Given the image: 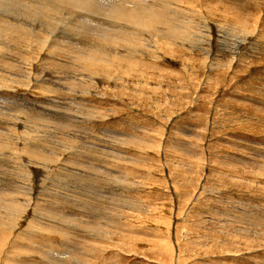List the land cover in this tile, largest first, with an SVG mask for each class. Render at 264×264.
Masks as SVG:
<instances>
[{"label": "rangeland", "instance_id": "374dc122", "mask_svg": "<svg viewBox=\"0 0 264 264\" xmlns=\"http://www.w3.org/2000/svg\"><path fill=\"white\" fill-rule=\"evenodd\" d=\"M5 1V264H264V0Z\"/></svg>", "mask_w": 264, "mask_h": 264}, {"label": "bare ground", "instance_id": "6f19581e", "mask_svg": "<svg viewBox=\"0 0 264 264\" xmlns=\"http://www.w3.org/2000/svg\"><path fill=\"white\" fill-rule=\"evenodd\" d=\"M2 2L1 3H3V0H1ZM5 1V0H4ZM19 3H15L16 5H18V7H21V8H23V4L24 3H26V4H28V2H29V0H17ZM25 1H27V2H25ZM56 1H59V2H63L62 0H40L38 3H36L34 6L32 5V7H34L35 8V13L37 14L39 11L41 12V11H44V12H47V13H51V12H54V11H52V10H54L53 9V4H52V6L50 5V3H48V2H55L56 3ZM93 1V0H92ZM130 1V0H129ZM134 1V0H133ZM6 2V1H5ZM15 2V1H14ZM24 2V3H23ZM32 2V1H31ZM66 2V4L68 5V6H70V7H72V8H74V9H77V10H79L84 16H86V15H93V13H94V15L96 14V15H98V14H100L101 13V10L103 11V9H101L100 11H98V8H97V6H100V5H97V3H90L89 2V0H66L65 1ZM160 2V1H159ZM7 4H9L8 2H6ZM6 3H4V5L6 4ZM23 3V4H22ZM124 3V2H123ZM122 3V4H123ZM135 3H137V2H135ZM13 4V6H16L14 3H11V4H9V5H12ZM34 4V3H33ZM57 4V3H56ZM61 4V3H60ZM120 5V6H118L117 5V7L116 8H112V6H111V10L109 11V9L108 10H106V11H103V13L105 14L106 13V15L105 16H107V17H109L110 19H111V21H123L124 23H126V24H128V23H133V24H141L144 28H150V26H155V24H157L156 22H160V21H157V19L156 18H154L153 16H155L156 14L154 13V12H152V14H151V12L149 13V14H147V15H142V14H136V11H135V13H131V12H126V10L124 9V8H126V6L123 8V5ZM124 4H126V3H124ZM30 5V4H29ZM160 5V4H159ZM3 6V5H2ZM28 6V5H27ZM27 6H25V7H27ZM114 6H116V4L114 5ZM128 6V5H127ZM131 6V5H130ZM135 6H136V4H135ZM134 6V7H135ZM162 6V5H161ZM66 7V6H65ZM139 7V6H138ZM146 7V6H145ZM33 8V9H34ZM57 8V7H56ZM55 8V9H56ZM129 8V7H128ZM131 9L133 8V7H130ZM129 8V9H130ZM7 9V8H6ZM59 9V8H58ZM134 9V8H133ZM155 9V8H154ZM57 10V9H56ZM14 10H12V11H10V9L7 11V13L8 12H12L11 14L10 13H8V16L7 17H3V18H0V23H3V24H5V25H8L9 26V28H11V30H14V28H16L17 27V25H18V21H16V19L15 20H13L14 19V17H15V15L17 14H15L14 12H13ZM157 11H158V9H157ZM3 12V11H2ZM134 12V11H133ZM148 12V11H147ZM25 13V12H24ZM5 14V13H4ZM9 14H10V16H9ZM26 14H27V12H26ZM25 14V15H26ZM33 14V13H32ZM61 14V13H60ZM59 14V15H60ZM102 14V13H101ZM7 14H5V16H6ZM42 15V14H41ZM103 15V14H102ZM158 15H160V14H158ZM11 16H14V17H12L11 18ZM17 16V15H16ZM20 16H23V15H21V13H20ZM30 16H32V15H30ZM29 16V17H30ZM161 16V15H160ZM27 17V16H26ZM45 17H47V15H45ZM92 17V16H91ZM156 17V16H155ZM162 17V16H161ZM19 18V17H18ZM21 19L23 18V17H20ZM35 18V17H34ZM85 18H87V20H90V22L92 21V18H89V17H85ZM85 18H83V19H85ZM106 18V17H105ZM37 19H38V17H37ZM107 19V18H106ZM19 20V19H18ZM32 20V19H31ZM34 20V19H33ZM109 20V19H108ZM25 21H26V19H25ZM39 21V20H38ZM167 21V20H166ZM19 22H20V20H19ZM16 23H17V25H16ZM31 23H33V21L31 22ZM119 24V23H118ZM164 24V23H163ZM166 24V23H165ZM158 25V24H157ZM160 25H162V22H161V24ZM21 28L22 27H25V25H19ZM132 26V25H131ZM168 25H166V27H167ZM17 28H19V27H17ZM27 28V27H26ZM113 29H118V28H113ZM4 30V29H3ZM150 30V29H149ZM10 31V30H9ZM119 31V30H118ZM123 31L124 32H129V31H131L132 32V34L135 36V34H137V33H135L132 29H130V27H129V24L125 27H123ZM12 32V31H11ZM102 32V31H101ZM119 32H121V31H119ZM15 33H16V31H15ZM19 33V32H18ZM119 34H121V33H119ZM32 36V39H33V37L35 38V36H33V35H31ZM37 36V35H36ZM132 36V35H131ZM136 36H138V35H136ZM5 37H7V36H5ZM40 37V36H39ZM103 37V36H102ZM105 37V36H104ZM39 39V38H38ZM116 39V38H115ZM118 39V38H117ZM40 40V39H39ZM109 40V39H108ZM127 40V39H126ZM166 40H168V39H166ZM128 41V40H127ZM169 41V40H168ZM119 41H116V43H118ZM168 43V42H167ZM89 58H91V57H89ZM93 58V57H92ZM93 60V59H92ZM91 62V61H90ZM99 66V65H98ZM102 68V67H101ZM18 152V151H17ZM121 155V154H120ZM5 207H7V206H5ZM144 211V210H143ZM135 215V214H134ZM10 217V216H9ZM18 218V217H17ZM140 218V217H139ZM138 219V218H137ZM11 224V223H10ZM17 225V224H16ZM10 227V226H9ZM9 227H6V224H3V220L2 219H0V237H1V235H4L5 236V232H7L8 233V236H11V234L9 233V231H7L8 230V228ZM12 228H16V227H12ZM9 229H11V228H9ZM12 230H14V229H12ZM17 230V229H16ZM166 238V237H165ZM176 238V237H175ZM1 239V238H0ZM4 239V238H3ZM1 239L2 241H0L1 243H0V264H5V262H4V259L2 258V255H4L5 256V251H7L6 249H5V251L3 250L4 249V246H9L10 247V242H6V239ZM16 239V238H15ZM166 240V239H165ZM170 241V240H169ZM168 241V242H169ZM165 242H167V241H165ZM166 244H168V243H166ZM172 248H173V246H172ZM171 252V251H170ZM167 253V252H166ZM174 254V253H173ZM179 255V254H178ZM169 256V255H168ZM174 257H175V255H174ZM173 258V257H172ZM177 258H178V256H177ZM172 260V259H171ZM173 261H174V259H173ZM176 262H178L177 260H176Z\"/></svg>", "mask_w": 264, "mask_h": 264}]
</instances>
